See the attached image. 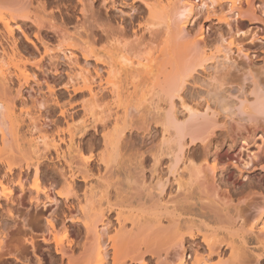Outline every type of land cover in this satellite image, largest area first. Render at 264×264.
Listing matches in <instances>:
<instances>
[{"label":"bare ground","instance_id":"obj_1","mask_svg":"<svg viewBox=\"0 0 264 264\" xmlns=\"http://www.w3.org/2000/svg\"><path fill=\"white\" fill-rule=\"evenodd\" d=\"M99 1L95 31L71 42L55 15L45 18L32 9L33 0H0V209L16 224L20 194L28 193L29 203L36 205L60 200L66 207L62 223L56 212L45 214L39 235L45 247L54 243L61 264H191L188 250L205 253L208 260L202 264H248L247 234L264 243V210L256 212L254 227L246 229L238 208L230 207L228 190L219 187L216 157L213 164L199 163L188 147L208 141L222 113L228 119L238 114L244 120H264V80L250 72L254 98L250 101L245 93L236 97L233 83L227 84L228 78L213 68L220 53L226 61L232 60L234 49L246 58L250 54L235 36L211 47L203 22L197 29L190 25L199 6L205 8L206 21L215 18L230 25L233 13L238 26L244 20L264 24V0ZM119 5L129 7L127 16L121 9L120 16L112 15ZM39 7L45 10L46 3ZM63 59L75 63V70L63 68ZM200 75L207 77L199 102L205 111L201 105L189 106L186 99L188 86ZM61 88L87 92L83 109L106 98L121 103L123 125L117 116L112 129L102 124L99 153L82 156L84 144L76 139L83 132L71 123ZM153 101L157 113L150 110ZM247 101L250 110L245 109ZM178 105L188 110L186 120L179 117ZM150 112L153 122L164 126L163 137L167 134L159 147L146 146V141L141 145L153 130ZM135 116L142 121L141 132L133 126ZM60 117L66 126L59 124ZM144 119L150 124L145 126ZM128 150L133 159L120 161ZM53 153L71 159L69 174L62 172L61 180L47 173L46 160ZM164 153L171 156L167 165ZM79 182H84L83 189ZM60 226L71 237L58 238ZM23 232V240L42 257L36 235Z\"/></svg>","mask_w":264,"mask_h":264},{"label":"rangeland","instance_id":"obj_2","mask_svg":"<svg viewBox=\"0 0 264 264\" xmlns=\"http://www.w3.org/2000/svg\"><path fill=\"white\" fill-rule=\"evenodd\" d=\"M33 2L35 4H33L34 6L32 9L34 10L38 8L42 12V16L45 15L44 16L45 18L49 17L50 19L52 14L55 15L53 16L55 17V21L59 25H63L67 30L68 41L73 42L74 39L76 40L79 36H82L85 39L87 32L95 31L96 29L95 19L99 14L100 3H101L99 0L97 1L94 0L93 2L92 0H84V5H82V3L80 4L79 0H33ZM43 3H46L45 10L42 8L40 9L39 7V5H42ZM35 5L37 7H35ZM118 7L119 9L116 10L115 14L112 15L120 16L121 15L120 9H121L124 11L123 16H127V13L129 12V7L120 6V5ZM227 7L228 5L225 7L226 12L228 10ZM203 8H200V6L198 7L199 13L195 18V21L191 23L190 27L192 26L195 29H197L199 28V25L203 22L204 34L208 37L207 39L209 41V44L212 45L211 47H215V48L220 46V43L223 42L222 38L228 40L230 36H235L237 42L240 43V45L244 48V50L250 54V58H246L243 55H240L236 51V49H234L232 52H230V56L232 57V60L226 61V59L223 58V54L220 53L221 55L219 59L220 62L217 63V65L215 64L217 67L216 69L213 68V70L216 71V74L218 76L225 77L226 79L228 78L227 81H229V83L227 82V84L230 85V82L233 83L230 85V87H232L233 89L232 90L233 92L231 93L236 95V97L240 95L239 97L242 98L245 95L248 98L250 97L249 99H251L250 101H252V99L254 98V95H252V91H251L253 88L250 86V84L252 85L251 83L252 81L250 78L249 80L247 77L250 76L249 73L251 72V74L254 75V77H256L257 79H259V81L264 80V24L260 20L259 21L244 20L243 24L241 26H238L236 20H234L236 19L235 18L236 16L231 12H228V14L231 13L229 14L230 22H231L230 25H226L223 22L222 23L218 22V20H216L215 18H212L210 21L209 20L206 21L204 19L205 8L204 9ZM69 35L72 38L70 40H69L70 38ZM91 61L92 63H94V60ZM60 62L63 68H66L67 70L68 69L75 70L76 67L75 63L74 64H71L70 62L68 63L65 59H63V61ZM62 62L63 64L64 63L65 64L62 65ZM64 77L66 76L64 75ZM204 77L203 75L198 76V79L199 78L200 79L198 81L196 79L195 82H193L188 86L189 88L186 92V99H188L187 104L189 106L196 107L198 105H201L199 104V102L203 103L202 102L203 99L201 98H203L202 96H204L205 94L202 92L203 91L202 89H204L203 87L205 86L204 80L207 79V77L206 78ZM202 82L203 84L201 86ZM229 85H226L225 87L228 89ZM241 86L243 87V89H241L244 90L243 92L240 90ZM235 89L239 94L235 91ZM59 90L63 95L62 96L63 99L67 103L70 116L74 119V120L72 119L70 120L71 123H74V125L77 128H79V131L83 132L82 135L81 133L78 134L76 139L77 141L81 139L82 141L81 143L84 144L82 156L89 157L91 153L93 154L99 153V150L100 151L102 150L100 148H102L101 145L103 144L100 134L103 125L106 123L108 124L109 128L112 129L115 126V124H117L115 122L116 116L119 119L120 122L119 125L120 126L123 125V121L125 119L124 120L122 119V117L124 118V115H122L123 107L121 103L112 101L110 98H106L101 100L98 103V106L97 103L96 105L95 103H93V105L90 104L89 105L90 108L87 106L88 108H86L87 109L86 110L83 109L80 104L84 99L87 98L88 95L87 92H80L76 94L71 90L68 91L63 88ZM236 97L233 96V98ZM155 100L157 101V103L159 102L160 104L162 103L161 101L158 102L157 99ZM156 101H153L155 103H153L152 106L150 105L152 107V108L150 107V110L152 109V111H155L154 109L156 108V106H158ZM179 106L181 105H178L179 108L178 113H180L179 117L182 120H186L189 114L188 110L184 108V106L183 107L182 106L179 107ZM249 106H250V102L247 101L245 103V109L250 110ZM198 107L200 109L203 108L202 105ZM201 111H205V108H203V110ZM92 113L95 115H93ZM150 114L154 115L151 112ZM150 114L148 116H151ZM222 114L218 116L219 117L217 119L219 120V122L217 121L218 126L215 128L214 134H212L208 138V141L206 142L198 141L195 144H190L188 149L191 148V151H189L191 153V157L195 161H198L199 163L204 162L206 160L213 164L214 158L216 157L217 162H219L217 164V166H219L217 172V180H218V184L220 185L219 187L222 190L225 191L228 190L229 194L232 197L231 198L232 203L231 202L230 203L231 205L233 204L232 206L230 205V207L232 208V211L234 210L236 211V209L238 208L237 210H239L244 217L245 220L244 225L246 226L248 225L247 227L244 226V228L246 227L247 229L248 227H251L249 225L253 224L252 223L253 217L254 215H256V212H259L258 211L259 209L264 210V120L263 118H257V117H256L257 120L255 119L253 121L244 120L238 117L239 116L238 114H236L237 116L231 114L233 117L228 116L230 117L228 119L226 118L227 117L226 114H224L225 116ZM148 116L146 117L149 118ZM137 117L135 116L132 118V120L136 118L134 119L136 121H133L134 122L133 126L137 124L138 125L137 130L141 132L142 128L140 127L141 128L140 129L139 126L142 124V121L140 123L139 120L141 119L140 118L137 119ZM120 118L122 121H120ZM153 118L154 119L151 118L152 122L153 120L156 121L155 115L153 116ZM145 120L146 119H144V121ZM147 120L148 122L143 121V123H145L144 124L145 126L147 125L146 123H149V119ZM155 121L151 124L149 123L150 130L152 129L153 130L150 133V135H147L148 137H146L145 140L141 142L138 141L140 139L137 140V138L135 137H134L135 140L134 138L132 139L135 143L136 141L139 142L136 143L137 145L138 144L140 145V142L141 145L146 144V146H150L148 144L157 145V147H159L158 145H162L161 143L165 139V134H166L165 133L163 137L164 131L162 129L164 126H161L162 123H158V125H156L157 123ZM59 124L63 127L66 126L65 125L66 123L62 117H60ZM152 125L154 126L153 128H151ZM169 140L171 139L169 138ZM144 141L148 143L144 144ZM63 147L65 148V145H63ZM155 148H153V150ZM128 152L129 155H127ZM132 152H133L132 150L126 151V153H123L124 157L120 156L119 160L122 162H124L123 160H125V162H129L131 159H133ZM169 155L170 154L162 155L163 157L162 160L164 163L166 162L165 163L166 165L169 163V159H171L170 158L171 156ZM53 157L54 158H52V160H46L47 162L50 163V167L47 169V173L50 175L55 174L57 178L61 180L63 178L61 174L62 172L66 173L67 174L66 176H68L69 174V166H70L69 162L71 161V159H65L63 157L57 158L55 153H53ZM93 164L96 165V161H94ZM164 169L166 170V167H164ZM31 174H33V172ZM78 185L79 188L81 189L84 188V182H79ZM20 195L21 196L19 198L21 199L22 204L18 205L21 216L17 218L18 223L14 224L13 221L8 217L6 210L2 211V209H0V242H1L0 245L2 249L0 250L1 251L0 264H61L62 259L61 256L55 252L54 243H51L49 248L45 247L44 246L45 244L41 241L40 239L41 236L39 234H41L40 232H42L41 227L45 224V220L43 216L45 214L50 215L51 213L56 212L57 215L61 218V220L58 221L62 223V219H63L62 210H64L66 207L62 202H60V200L58 201L54 200L53 202H46V204L44 203H40L38 205L31 204L29 203L30 198L28 193L23 195L20 194ZM262 215L264 216V212L262 213ZM66 221H67L66 222L67 225L71 224L70 221L68 220ZM4 224L5 227L7 226V229L4 227ZM60 227L58 233H56L58 238L63 237V239L66 240L69 237H71L69 233L65 234L63 227L61 228ZM24 229L28 230L30 233L32 231V233L36 235L35 238L37 240L36 242L38 243V245L37 244L36 245L37 247L40 248L41 252L43 251L44 257L43 256L41 257V255L38 256V254H40L39 252L37 253L33 252V249L30 246V244L25 241L26 239L23 240L24 238L23 235L25 234L23 232ZM247 231L248 230H246V234ZM7 232L8 235L6 238L4 234ZM254 232L257 233V230L254 229ZM251 235L247 234L248 236L247 250H249V252H247L248 254L247 256H245V259H247L248 264H264V243L263 244L260 243L259 241L256 240V237H254L255 235L253 234ZM2 251L5 252V254L2 253ZM224 251H226V253L228 252V250H224ZM188 254L190 256H188L187 260L190 261L191 264H197L196 262L202 264L203 262H205V259L206 261L208 260L205 253L193 255L191 250H188ZM257 255H260L259 259H257L258 257ZM3 259L5 262H3ZM213 259L217 260L216 257L215 258L213 257Z\"/></svg>","mask_w":264,"mask_h":264}]
</instances>
